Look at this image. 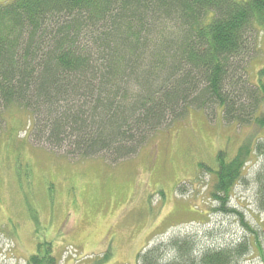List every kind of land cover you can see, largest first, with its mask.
Here are the masks:
<instances>
[{"label":"trees","instance_id":"1","mask_svg":"<svg viewBox=\"0 0 264 264\" xmlns=\"http://www.w3.org/2000/svg\"><path fill=\"white\" fill-rule=\"evenodd\" d=\"M263 30L264 0L0 3V131L3 111L17 106L29 115L26 138L66 156L117 162L191 110L209 118L220 110L227 124L264 130V67L257 82L249 75ZM259 149L245 142L231 158L219 152L215 168L199 165L225 192H212L219 208L242 220L230 197L248 152ZM192 245L172 240L179 260L168 264H237L249 252L247 241L198 255ZM158 254L157 247L138 260L153 264ZM27 263L60 261L45 241Z\"/></svg>","mask_w":264,"mask_h":264},{"label":"rangeland","instance_id":"2","mask_svg":"<svg viewBox=\"0 0 264 264\" xmlns=\"http://www.w3.org/2000/svg\"><path fill=\"white\" fill-rule=\"evenodd\" d=\"M259 35V52L249 65L253 83L264 67V30ZM28 116L17 106L3 111L0 264H28L45 241L60 264H144L139 254L157 247L153 264H168L179 260L171 241L183 239L197 255L247 241L249 252L237 264H264L258 178L264 175L263 129L227 124L220 110L211 118L191 110L152 135L137 154L111 162L106 156H66L26 138ZM245 142L261 149L248 152L244 179L230 197L242 220L219 208L212 192H225L215 187V173L199 165L215 168L219 152L231 158Z\"/></svg>","mask_w":264,"mask_h":264}]
</instances>
